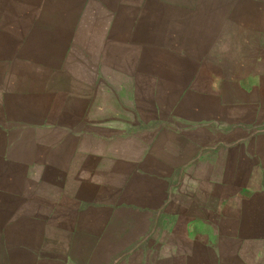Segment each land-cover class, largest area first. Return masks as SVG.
Returning a JSON list of instances; mask_svg holds the SVG:
<instances>
[{"label": "rangeland", "instance_id": "374dc122", "mask_svg": "<svg viewBox=\"0 0 264 264\" xmlns=\"http://www.w3.org/2000/svg\"><path fill=\"white\" fill-rule=\"evenodd\" d=\"M264 264V0H0V264Z\"/></svg>", "mask_w": 264, "mask_h": 264}, {"label": "crops", "instance_id": "0c3cea01", "mask_svg": "<svg viewBox=\"0 0 264 264\" xmlns=\"http://www.w3.org/2000/svg\"><path fill=\"white\" fill-rule=\"evenodd\" d=\"M218 264H221L220 259L218 260Z\"/></svg>", "mask_w": 264, "mask_h": 264}]
</instances>
